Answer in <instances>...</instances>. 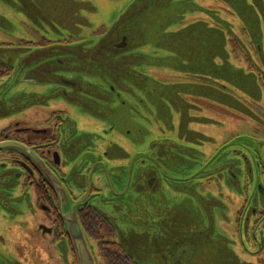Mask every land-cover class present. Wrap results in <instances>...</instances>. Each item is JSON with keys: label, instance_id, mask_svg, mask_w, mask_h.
Here are the masks:
<instances>
[{"label": "flooded vegetation", "instance_id": "af4514ba", "mask_svg": "<svg viewBox=\"0 0 264 264\" xmlns=\"http://www.w3.org/2000/svg\"><path fill=\"white\" fill-rule=\"evenodd\" d=\"M193 1L180 28L208 24V52L146 43L99 53L68 34L0 42V215L21 227L37 215L61 264H77L62 201L85 203L82 226L84 213L104 220L92 206L122 198L155 209L156 220L205 199L229 247L264 264V0ZM32 28L46 40L48 27ZM144 173L163 201L147 191L151 203L135 202Z\"/></svg>", "mask_w": 264, "mask_h": 264}, {"label": "rangeland", "instance_id": "374dc122", "mask_svg": "<svg viewBox=\"0 0 264 264\" xmlns=\"http://www.w3.org/2000/svg\"><path fill=\"white\" fill-rule=\"evenodd\" d=\"M82 1L86 6L82 5ZM132 1L0 0V42L18 44L21 41L18 42L16 39L23 37L25 41L29 40L33 43L42 41L53 43L59 41L56 37L60 38L64 34H68L74 36L73 39L70 38L72 41H75L74 39L77 37H87L86 40L92 41L88 43H94L97 40L95 36H99V30L105 26H110L122 10ZM191 2L192 4L190 3L188 8L184 7V0H172L166 7L164 4H154L151 7V12L138 24V27L144 30V39L147 43L201 44V49H203L202 44H207L204 49L208 52L210 49L209 44H211L214 37V33L208 24L203 21H195L186 27L180 28L181 25L187 22L189 16H193L195 7L193 5L194 1L192 0ZM187 13L189 14L183 23L184 16ZM39 18L43 19L42 24H38ZM35 22L37 23L35 24ZM33 26L35 29L48 27L44 34L46 40H43L40 36L42 32L37 33L32 28ZM57 26L61 29H57ZM16 28L23 33L21 36L9 34L10 31H15ZM18 52L20 53V51ZM195 58L196 56H194ZM14 76L20 78L24 76V71L22 70L19 75L15 74ZM20 87L23 89L25 86ZM17 107L21 108L22 104H18ZM129 192L133 195L132 191ZM130 195L128 193L126 197H130ZM163 197H165L164 193L159 189L154 193V202L163 201ZM181 201L183 200L181 199ZM204 201L207 200L195 199L194 202L192 198H188L183 201L181 203L183 208L181 207L175 211L178 221L190 220L196 217L204 220V213L202 212L204 209L199 211L191 208L196 205L199 206L200 203H206ZM206 205L208 206L209 204L206 203ZM207 209H209L213 224L208 226L206 233L198 238L200 245L190 247L183 255H176L173 259L167 258V261H164L160 256L159 260L166 264H252L245 258V253H243L244 255H237L229 247L228 237L219 233L213 209L211 207ZM0 217V235H2L0 236V264H61L57 257L59 252L53 247V240L48 237H42L36 232L35 225L40 222L37 215H35L36 219L34 217L26 219L29 225H24L23 227H21L20 219L9 222L3 219L1 215ZM210 232L213 233L212 236ZM108 241L118 246L115 234L114 238ZM90 243L94 247L98 264H105L98 250V243L92 240H90ZM163 243V236H157L155 251L159 255H161L159 250L163 249ZM53 257H55V263L53 262ZM151 264L161 263H155L152 260Z\"/></svg>", "mask_w": 264, "mask_h": 264}, {"label": "water", "instance_id": "95a60500", "mask_svg": "<svg viewBox=\"0 0 264 264\" xmlns=\"http://www.w3.org/2000/svg\"><path fill=\"white\" fill-rule=\"evenodd\" d=\"M171 1L133 0L111 23L104 35L94 43L87 42L82 44H94L91 49H95L99 53L103 50L111 53V51H115L117 48L125 47V44H146L144 30L138 27L139 22L146 18L154 4H164L166 7ZM140 179L143 182L137 184L136 191L141 195L135 202L151 203L147 201L148 198L143 193L147 191L148 194L151 191L155 193L158 191V188L151 190L152 179L149 174L144 173V175H140ZM131 200V198H122L121 202L115 203L113 201L105 204L102 203L101 205L96 204L92 206V209L109 223L119 247L136 264H151L152 260L155 263L166 264L159 260L160 256L164 261H167V258L173 259L176 255H183L190 247L200 245L198 238L206 233L205 231L208 226L213 224L209 209H207L210 206H207L206 203H200L197 208L191 207L199 211L204 209L202 211L204 213V220L196 217L190 220L178 221L175 211L182 207L180 204L164 210L160 215L161 219L156 220L151 219L155 215V209L146 205H139L136 209H132ZM83 206H85L83 201L74 203L70 200L68 203L62 201L61 215L64 227L71 239L77 264H98L94 247L90 243L78 218V212ZM210 234L212 236L213 233L210 232ZM159 235L163 236L164 242L163 249L159 250L161 255L155 251V242Z\"/></svg>", "mask_w": 264, "mask_h": 264}, {"label": "trees", "instance_id": "16d2710c", "mask_svg": "<svg viewBox=\"0 0 264 264\" xmlns=\"http://www.w3.org/2000/svg\"><path fill=\"white\" fill-rule=\"evenodd\" d=\"M81 223L89 239L98 243L105 264H134L119 246L108 241L114 238V232L107 222L88 212L81 215Z\"/></svg>", "mask_w": 264, "mask_h": 264}]
</instances>
